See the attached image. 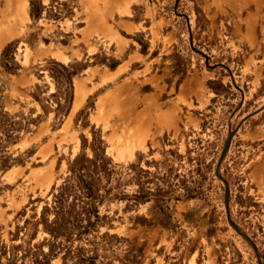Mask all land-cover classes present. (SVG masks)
Here are the masks:
<instances>
[{
    "label": "rangeland",
    "instance_id": "obj_1",
    "mask_svg": "<svg viewBox=\"0 0 264 264\" xmlns=\"http://www.w3.org/2000/svg\"><path fill=\"white\" fill-rule=\"evenodd\" d=\"M24 1L0 0V54L15 45L20 68L0 74L8 113L41 114L30 93L36 84L53 92L45 60L67 65L104 54L120 66L89 67L74 78L72 109L61 127L53 130L50 115L12 148L32 156L1 178L2 242L21 251L50 242L36 220L51 188L65 178L66 162L78 154L81 136L89 141L91 132L99 133L112 162L127 166L158 161L164 136L180 154L202 140L200 154L215 162L236 131L219 170L228 214L217 161L206 199L177 204L168 228L133 223L136 216L151 221L153 204L124 213L114 203L102 210L112 229L88 241L105 246L97 250L104 264H264V110L253 115L264 106V0H66L73 18L59 23L31 22ZM31 34L33 47L26 44ZM141 37L145 57L134 42ZM219 83L224 89L216 96ZM106 232L117 239H99Z\"/></svg>",
    "mask_w": 264,
    "mask_h": 264
},
{
    "label": "trees",
    "instance_id": "obj_2",
    "mask_svg": "<svg viewBox=\"0 0 264 264\" xmlns=\"http://www.w3.org/2000/svg\"><path fill=\"white\" fill-rule=\"evenodd\" d=\"M28 17L34 23L42 19L59 23L73 18V8L67 5L66 0H52L47 6L39 0H29ZM188 35L191 41L189 32ZM62 36L68 38V35ZM35 40V36L31 34L27 36L26 44L33 47ZM134 42L140 48V55L145 57L148 43L142 37ZM15 53L16 46L13 44L3 49L0 54V74L13 76L20 70L15 61ZM44 64L46 67L43 72L50 79L53 92L47 85L41 87L36 84L30 93V98L41 111L40 115L33 117V113H8L4 105L5 84L0 82V181L11 169L23 167L31 158L30 152L16 155L11 150L24 136L31 135L43 119L52 115V126L55 124L53 130L61 127L72 109L74 78L89 67L98 66L115 71L120 66V61L103 54L101 58L98 55L89 58L84 56L81 61H73L67 65L52 59L45 60ZM185 74L186 70L181 76L184 77ZM42 75L43 73H37L35 76L42 80ZM223 89L221 83L218 89L212 88L216 96ZM86 109L80 111L78 117ZM201 129L204 130V127ZM194 145L192 149L185 146L183 154H180L177 146L164 136L158 161L138 160L136 164L121 166L114 164L107 156L99 133L91 132L89 141L81 136L78 154L66 162L65 178L58 187L51 188L36 220L37 226L50 242L44 241L27 251H21L20 247H8L0 238V264H26V261L29 264H50L56 259H60L63 264H104L98 261L97 250L105 246L89 242L88 238L98 236L102 228L112 229L107 211L102 213V210L114 203L123 205L124 213L153 204L151 221L144 216H136L133 223L152 226L154 222L168 228L172 224V211L177 204L206 199V184L214 171L213 166H216L220 158L217 156L215 162H206L199 152L203 148L202 140L194 141ZM5 189L0 182V194ZM128 189H133V192L129 194ZM252 205L256 208L257 204ZM99 239L117 238L106 232ZM44 248L47 249L46 253Z\"/></svg>",
    "mask_w": 264,
    "mask_h": 264
},
{
    "label": "water",
    "instance_id": "obj_3",
    "mask_svg": "<svg viewBox=\"0 0 264 264\" xmlns=\"http://www.w3.org/2000/svg\"><path fill=\"white\" fill-rule=\"evenodd\" d=\"M264 110V106L260 109V110H258V112H256L255 114H253V115H256V114H258V113H260L261 111H263ZM252 115V116H253ZM248 117H251V116H248ZM244 121H242L241 122V124L243 123ZM240 124V125H241ZM240 125L238 126V128L240 127ZM236 132V131H235ZM235 132H233L232 134H230V136H229V138H228V140L226 141V143H225V145H224V147H223V149H222V152H221V155H220V158H219V160H218V163H217V166H216V169H215V177L218 179V180H220L222 183H223V185H224V193H225V201H224V206H225V209H226V211H227V214H228V196H227V191H228V186H227V184H226V182H224L223 180H222V178L220 177V175H219V170H220V166H221V164H222V162H223V160H224V158H225V156H226V154H227V152H228V148H229V146H230V141H231V139H232V137L234 136V133ZM228 223H229V225L231 226V228L235 231V233L240 237V238H242L243 240H245L249 245H250V247H252V249L254 250V252H255V254H256V249L254 248V246H253V244L251 243V241L230 221V220H228Z\"/></svg>",
    "mask_w": 264,
    "mask_h": 264
},
{
    "label": "bare ground",
    "instance_id": "obj_4",
    "mask_svg": "<svg viewBox=\"0 0 264 264\" xmlns=\"http://www.w3.org/2000/svg\"><path fill=\"white\" fill-rule=\"evenodd\" d=\"M24 3H26V0L24 1ZM134 146V145H133Z\"/></svg>",
    "mask_w": 264,
    "mask_h": 264
}]
</instances>
